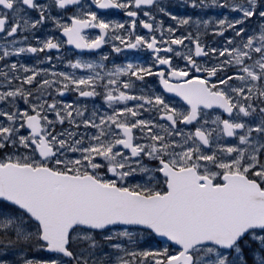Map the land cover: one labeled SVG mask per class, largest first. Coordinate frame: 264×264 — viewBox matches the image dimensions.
Here are the masks:
<instances>
[{
	"label": "snow or ice",
	"instance_id": "snow-or-ice-1",
	"mask_svg": "<svg viewBox=\"0 0 264 264\" xmlns=\"http://www.w3.org/2000/svg\"><path fill=\"white\" fill-rule=\"evenodd\" d=\"M0 264H264V0H0Z\"/></svg>",
	"mask_w": 264,
	"mask_h": 264
}]
</instances>
